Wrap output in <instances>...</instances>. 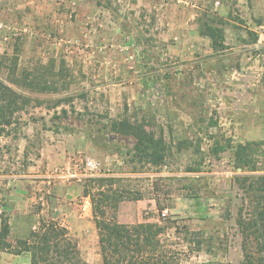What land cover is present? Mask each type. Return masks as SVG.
I'll list each match as a JSON object with an SVG mask.
<instances>
[{
	"label": "rangeland",
	"instance_id": "1",
	"mask_svg": "<svg viewBox=\"0 0 264 264\" xmlns=\"http://www.w3.org/2000/svg\"><path fill=\"white\" fill-rule=\"evenodd\" d=\"M213 18L225 31L217 51L199 31ZM12 58L17 76L51 62L71 72L58 92L25 90L30 104L0 135L14 249L41 219L55 221L84 264H103L84 190H104L123 195L106 205L108 219L165 226L161 240L179 264L243 263L237 221L257 199L236 177L264 174V0H0V79L19 90ZM124 118L163 134L162 165L141 162L136 139L111 130ZM247 142L252 162L243 167L236 150ZM97 177L115 181L101 187ZM13 251L0 250V264L21 263Z\"/></svg>",
	"mask_w": 264,
	"mask_h": 264
},
{
	"label": "trees",
	"instance_id": "2",
	"mask_svg": "<svg viewBox=\"0 0 264 264\" xmlns=\"http://www.w3.org/2000/svg\"><path fill=\"white\" fill-rule=\"evenodd\" d=\"M219 20L205 22L200 26V34L211 40V47L215 51L225 48V31L218 25ZM9 69L14 74L10 82L0 79V135L9 134L8 128L19 122L22 111H25L31 102V97L25 90L39 93L58 92L69 86L67 76L71 72L62 63L57 69L54 62L40 64L30 70L23 69L17 76V58L11 59ZM3 60L0 61V69ZM10 72V73H11ZM11 76V75H10ZM61 99L55 103L59 106ZM40 104V102H39ZM64 116L67 110L62 109ZM216 124V120L211 121ZM111 130L118 134L133 136L136 143L133 152L141 162L152 165H162L169 154V146L163 134L148 129L144 121L130 119H114L110 124ZM253 143H240L236 150V158L241 166H249L250 151ZM253 165L251 170L255 169ZM93 181L104 186L105 181H115L114 178L97 177ZM236 181L243 189L252 192L256 205L248 211V216L240 211L238 225L242 232L243 250L245 259L242 264H264V174H252L236 177ZM85 195L92 199L93 215L98 231L100 253L103 264H179L175 252L171 251L161 240L165 226L155 222L127 224L113 222L106 217V205L111 201H119L123 195L111 194L100 190L98 195L84 190ZM4 203L0 192V250H14L16 254L29 252L30 264H84L79 245L69 233L67 227L58 222L40 220V227L30 231L27 238L19 239L14 249L7 240L10 234V225L3 212ZM186 232H189L187 230ZM198 250L202 249L204 239H197ZM209 244V243H208ZM213 264V263H204ZM217 264V263H216Z\"/></svg>",
	"mask_w": 264,
	"mask_h": 264
},
{
	"label": "crops",
	"instance_id": "3",
	"mask_svg": "<svg viewBox=\"0 0 264 264\" xmlns=\"http://www.w3.org/2000/svg\"><path fill=\"white\" fill-rule=\"evenodd\" d=\"M84 226H86V224H83ZM70 233V232H69ZM82 243H84V240H82ZM26 254H18V255H15L17 258H21L22 262L19 263L18 261V264H30V255H29V252H24ZM13 264H15L13 262Z\"/></svg>",
	"mask_w": 264,
	"mask_h": 264
},
{
	"label": "built area",
	"instance_id": "4",
	"mask_svg": "<svg viewBox=\"0 0 264 264\" xmlns=\"http://www.w3.org/2000/svg\"><path fill=\"white\" fill-rule=\"evenodd\" d=\"M87 166H88L89 170H90L92 173L96 172V170H97V168H98L97 164L92 163V162H87Z\"/></svg>",
	"mask_w": 264,
	"mask_h": 264
},
{
	"label": "water",
	"instance_id": "5",
	"mask_svg": "<svg viewBox=\"0 0 264 264\" xmlns=\"http://www.w3.org/2000/svg\"><path fill=\"white\" fill-rule=\"evenodd\" d=\"M230 217V208L228 207L225 211V219H229Z\"/></svg>",
	"mask_w": 264,
	"mask_h": 264
}]
</instances>
